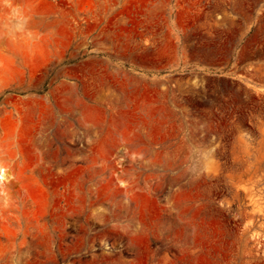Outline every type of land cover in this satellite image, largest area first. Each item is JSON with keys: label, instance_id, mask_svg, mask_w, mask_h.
<instances>
[{"label": "rangeland", "instance_id": "rangeland-1", "mask_svg": "<svg viewBox=\"0 0 264 264\" xmlns=\"http://www.w3.org/2000/svg\"><path fill=\"white\" fill-rule=\"evenodd\" d=\"M0 264H264V0H0Z\"/></svg>", "mask_w": 264, "mask_h": 264}, {"label": "bare ground", "instance_id": "bare-ground-1", "mask_svg": "<svg viewBox=\"0 0 264 264\" xmlns=\"http://www.w3.org/2000/svg\"><path fill=\"white\" fill-rule=\"evenodd\" d=\"M0 178H2V179L5 178V172H3L2 169L0 170Z\"/></svg>", "mask_w": 264, "mask_h": 264}]
</instances>
